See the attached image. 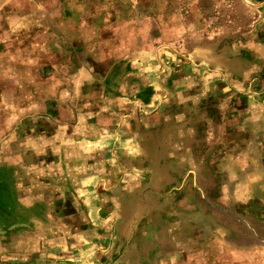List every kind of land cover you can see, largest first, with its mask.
<instances>
[{
	"label": "rangeland",
	"instance_id": "374dc122",
	"mask_svg": "<svg viewBox=\"0 0 264 264\" xmlns=\"http://www.w3.org/2000/svg\"><path fill=\"white\" fill-rule=\"evenodd\" d=\"M263 6L0 0V226L19 220L2 212L11 194L42 193L76 243L69 264H264ZM145 111L158 118H134L142 180L99 211L76 167L106 153L82 149L107 148L118 119Z\"/></svg>",
	"mask_w": 264,
	"mask_h": 264
},
{
	"label": "crops",
	"instance_id": "0c3cea01",
	"mask_svg": "<svg viewBox=\"0 0 264 264\" xmlns=\"http://www.w3.org/2000/svg\"><path fill=\"white\" fill-rule=\"evenodd\" d=\"M144 75L143 73L141 77L139 76L140 81ZM157 77L160 79L161 75L158 74ZM156 83L159 85L163 94L157 97H151L149 95L151 93L148 92L150 89H148L145 91L148 92V100L143 102L145 105L147 104V106H150L152 110L157 108L166 97L161 80H158ZM150 85L151 84H148L149 87ZM150 92H154L155 94V89L153 90L152 88ZM158 92H156V94ZM158 97H160V99ZM135 98L142 100L144 97H140L139 95ZM116 101H118V99L115 100V105L118 107L119 104H117ZM135 115V113H131L130 115L126 114L117 120L114 129L115 133L112 135L111 142L107 148H98V145L95 143L93 147L89 149H82V151L88 153H106L100 160H95V158L87 162L83 160L80 163L78 162L76 167L81 169L80 171L83 169V172L78 173V179L80 180L78 183L84 200L90 201L94 199L93 203L96 204V208L99 209V211L104 205H109V201L111 200L110 196L116 195V193L120 191H127L130 189V186L136 185L142 180L141 175L144 173L141 170L142 167L135 164V159L132 156L131 138L134 136L132 134L135 130L134 118H138V123H143L148 119L149 121H154L158 116L153 113V111L140 112L138 115ZM62 126L64 127V125ZM63 147L64 146L58 148L56 151L53 149V152L59 153V149L64 151ZM67 151L68 149L66 152ZM109 156L111 158H108ZM79 158L80 156L77 158L78 161L80 160ZM86 168L89 169L88 173L94 177L93 182L87 187L81 183L82 177L85 176V173L87 174L84 170ZM9 199L15 201L14 209H9L11 214L8 213L6 209H3L2 212H4L5 216L20 217L19 220L16 219L15 222H2V227L0 226V235H2L4 239L8 235L15 233V235H20V238L17 242L15 240H0V264H69V254L71 249H77L74 248L76 243L70 241L68 228L55 231L53 227L55 199H47V197L42 196V193L27 194L22 198L13 193ZM106 199H108V201L104 202ZM96 202L100 204L99 207ZM88 203L89 206H91V202ZM59 206V209L61 208V213L69 216V209L67 207L65 208L63 203L59 204ZM91 211L92 208L90 209V214ZM99 222L101 223V227H104V218L99 219ZM98 234L99 237L96 238L97 240L94 243L95 247L101 242V237L107 236V234L101 236L102 232L100 231ZM71 245H73L72 248ZM85 245L83 240L77 242L78 248H85ZM95 247H93V249ZM78 257L79 259L77 260L82 261L80 259L82 254L79 253ZM89 259L90 261L96 260L95 258ZM90 261L87 264H93Z\"/></svg>",
	"mask_w": 264,
	"mask_h": 264
}]
</instances>
